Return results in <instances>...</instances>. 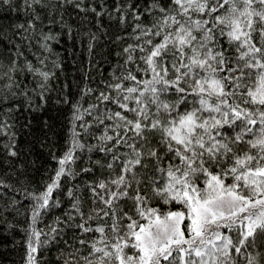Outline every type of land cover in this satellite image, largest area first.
I'll return each instance as SVG.
<instances>
[{"label":"snow or ice","instance_id":"1","mask_svg":"<svg viewBox=\"0 0 264 264\" xmlns=\"http://www.w3.org/2000/svg\"><path fill=\"white\" fill-rule=\"evenodd\" d=\"M72 11L95 14L87 68L116 60L75 91L53 45ZM0 61V212L32 201L22 264H264V0H0ZM53 92L70 138L29 191L14 129Z\"/></svg>","mask_w":264,"mask_h":264},{"label":"trees","instance_id":"2","mask_svg":"<svg viewBox=\"0 0 264 264\" xmlns=\"http://www.w3.org/2000/svg\"><path fill=\"white\" fill-rule=\"evenodd\" d=\"M15 15V14H13ZM94 13H79L68 12L64 19L68 27L72 28L69 33L66 30L61 32L62 40L53 42L54 51L60 57L62 67L57 73L60 84L68 82L73 91L77 86H82V77L86 80L89 76L93 80L106 79L109 76L110 64L116 63L115 50L111 56L107 52L103 53L107 60H101L99 57L92 61L93 68L88 69L87 64L90 59L87 51V32L92 29L95 30ZM101 24L108 31H116L115 17H109L104 14ZM59 26L57 31H59ZM38 47V46H37ZM97 53L101 51L100 47L95 49ZM30 58L31 55H30ZM2 63V61H0ZM99 63V66H98ZM2 83V81H0ZM59 97L53 92L52 98L47 105L39 107L34 111L27 109L17 118V124L14 131L17 133L16 139L20 145L21 156L31 165L25 173L29 185V191L33 187L40 189L43 184L51 179L52 174L57 167L56 156L62 154L65 146L70 138V114L68 106L57 104ZM28 117V126L22 127L20 120ZM8 140V137L0 132V152L3 150V145ZM0 159L3 156L0 155ZM83 166V161H78L76 167L79 172V167ZM7 169L0 166V175L7 173ZM75 177L67 175L61 177V189L54 194L59 196L62 200L61 205H54V210H50L51 214L46 213L47 220L52 219L53 216L64 214V209L67 207L68 197L66 196L67 188L65 185L70 184ZM91 179V177H89ZM80 183V180L76 181ZM16 198H20V194H16ZM19 214L15 211H10L5 215L0 212V264H22V253L24 250V240L26 234L23 225L27 222L28 216L25 208L29 206L32 201L28 197H24L21 201ZM7 221H11L16 230L8 227ZM54 249L49 251L47 248L39 253L41 264H52V257Z\"/></svg>","mask_w":264,"mask_h":264}]
</instances>
